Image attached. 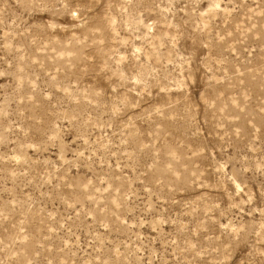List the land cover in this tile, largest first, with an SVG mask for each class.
I'll return each instance as SVG.
<instances>
[{"label": "rangeland", "instance_id": "374dc122", "mask_svg": "<svg viewBox=\"0 0 264 264\" xmlns=\"http://www.w3.org/2000/svg\"><path fill=\"white\" fill-rule=\"evenodd\" d=\"M0 264H264V0H0Z\"/></svg>", "mask_w": 264, "mask_h": 264}]
</instances>
